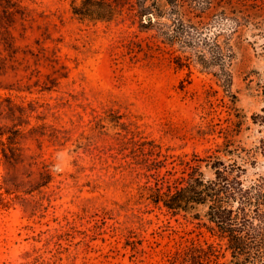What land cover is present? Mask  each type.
I'll return each instance as SVG.
<instances>
[{"label":"rangeland","instance_id":"rangeland-1","mask_svg":"<svg viewBox=\"0 0 264 264\" xmlns=\"http://www.w3.org/2000/svg\"><path fill=\"white\" fill-rule=\"evenodd\" d=\"M71 2L0 0V130L17 125L23 134L20 161L7 168L0 160V185L5 176L9 186L24 190L42 164L53 178L32 197L3 194L0 264H168L191 243L219 245L225 255L219 263L227 262L224 242L203 220L135 203L146 179L124 169L121 152L128 151H120L116 133L154 140L163 155L173 156L161 174L174 166L179 176V159L215 150L237 113L241 130L227 137L247 159H237L246 169L243 183L256 181L264 175V157L253 151L264 127L251 116L263 114L264 40L252 31L231 40L227 94L198 65L176 68L155 32L131 24L126 6L106 22L79 20ZM10 100L26 115L12 116ZM113 115L134 134L116 127ZM122 207L141 210L142 228L126 225L128 243L120 229L132 211Z\"/></svg>","mask_w":264,"mask_h":264},{"label":"trees","instance_id":"trees-1","mask_svg":"<svg viewBox=\"0 0 264 264\" xmlns=\"http://www.w3.org/2000/svg\"><path fill=\"white\" fill-rule=\"evenodd\" d=\"M132 25H137L140 32H155L172 56L176 68H189L192 63L203 71L212 74L220 83L223 91L230 94L232 86V63L234 52L231 40L245 31L264 40V0H72V14L79 20L109 22L116 15H121L124 7ZM264 99V84L260 86ZM230 97H233L232 94ZM7 109L15 118L25 116L24 108L7 102ZM19 112L16 116L15 112ZM262 115L253 114L252 124L264 127V107ZM96 118V117H95ZM237 119L228 130L236 135L241 130L242 118ZM114 125L127 133L128 126L120 123V118L113 115ZM224 136L221 145L204 157L193 154L189 160L179 159L182 169L177 172L161 169L173 156L163 155L161 146L154 140L140 137L126 138L117 136L120 151L125 159V170L130 175L143 176L146 181L138 188L137 205H149L164 209L172 215H191L193 219L203 220V227L219 241L224 242V251L228 253L227 262L219 263L225 255L221 247L215 244H194L175 251L168 264H264V175L249 185H245L242 175L246 169L237 159L245 162L232 149L231 140ZM136 134V133H135ZM23 134L17 125L0 130V160L7 168H13L21 159L20 142ZM253 155L264 157V137L259 140ZM187 156V155H185ZM235 156V159L233 158ZM129 159V161L127 160ZM174 160L169 164H173ZM202 167L211 172L206 178ZM38 179L24 190L15 185L9 186L3 176L0 189V205L3 194L21 192L32 197L47 189L52 182L48 165L42 164L37 171ZM137 177V176H136ZM126 212L127 207H122ZM145 210V211H146ZM202 211V214L200 213ZM141 210H138V214ZM133 211L126 215L125 226L142 224V219ZM144 214V212H142ZM142 228V225H141ZM139 227L138 229L141 230ZM131 229L124 227L120 234L126 243L131 240ZM50 238H54L51 236ZM131 243V242H130Z\"/></svg>","mask_w":264,"mask_h":264}]
</instances>
